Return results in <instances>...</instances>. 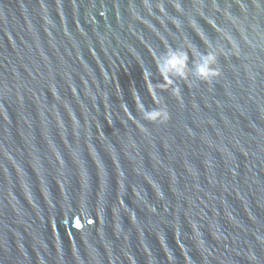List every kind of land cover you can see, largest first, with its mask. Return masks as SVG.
<instances>
[{"label": "water", "instance_id": "obj_1", "mask_svg": "<svg viewBox=\"0 0 264 264\" xmlns=\"http://www.w3.org/2000/svg\"><path fill=\"white\" fill-rule=\"evenodd\" d=\"M0 264H264V0H0Z\"/></svg>", "mask_w": 264, "mask_h": 264}, {"label": "clouds", "instance_id": "obj_2", "mask_svg": "<svg viewBox=\"0 0 264 264\" xmlns=\"http://www.w3.org/2000/svg\"><path fill=\"white\" fill-rule=\"evenodd\" d=\"M209 59H211V57H209Z\"/></svg>", "mask_w": 264, "mask_h": 264}]
</instances>
